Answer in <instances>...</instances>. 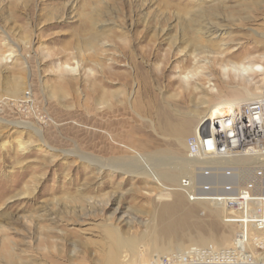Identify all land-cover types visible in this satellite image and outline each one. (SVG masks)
Segmentation results:
<instances>
[{"label": "rangeland", "instance_id": "obj_1", "mask_svg": "<svg viewBox=\"0 0 264 264\" xmlns=\"http://www.w3.org/2000/svg\"><path fill=\"white\" fill-rule=\"evenodd\" d=\"M243 58L264 64V0H0V264H105L116 236L135 247L114 264L232 246L216 206L159 200L180 179L154 169L191 161L183 122L186 143L234 86L264 89L221 69Z\"/></svg>", "mask_w": 264, "mask_h": 264}, {"label": "built area", "instance_id": "obj_2", "mask_svg": "<svg viewBox=\"0 0 264 264\" xmlns=\"http://www.w3.org/2000/svg\"><path fill=\"white\" fill-rule=\"evenodd\" d=\"M186 142L187 154L198 161L223 162L235 158L244 161V164L226 162L220 164L221 168L215 163L202 164L197 167L198 174L231 176L250 168V177L244 181L237 177L220 187L183 177L178 186H161L157 198L172 202L180 192L191 203H209L217 207L221 221L236 224L237 231L228 248L189 246L160 256L153 264H264V93L256 100L232 104L221 113L204 116ZM255 230L262 239L251 237ZM240 242L243 246H239ZM252 249L260 255L256 263L250 262V257L242 258V254H250Z\"/></svg>", "mask_w": 264, "mask_h": 264}, {"label": "bare ground", "instance_id": "obj_3", "mask_svg": "<svg viewBox=\"0 0 264 264\" xmlns=\"http://www.w3.org/2000/svg\"><path fill=\"white\" fill-rule=\"evenodd\" d=\"M87 20H88V23L91 25L90 27H92L93 26V16L88 15L87 16ZM85 34H86L85 35V39L81 38V41L79 40V42H82L83 41L84 44H86L88 46H91L93 43L95 44V42L97 40V37L93 33H91L90 31L87 32V33L85 32ZM220 66H221V69L224 72L225 71H229V72L231 71L233 73L234 77L236 79H238V80H246V76L247 75L250 76L251 74L259 73V74L262 75V78H263V82L262 83H263V87H264V64H262L261 61L260 62L259 61L257 62L253 58H249V59L243 58V59L239 60L238 62L235 61V62L222 63V65H220ZM232 93L234 95V98L233 99L222 100L219 105H217V106L214 107V109L212 110V112L210 114H218V113H221L222 109H224L225 107L230 106L232 104L256 100L257 98L260 97V94L264 93V89L261 90V91H258V92H253V91H251L246 86H238L237 85V86H234L232 88ZM235 95H237V96H235ZM191 123H192L191 119H188L187 121L183 122V124H181L180 127L177 130H175V132L178 133V135H181L183 137L184 145L187 144V142L185 143V136H186V133H188L190 131ZM169 127L172 128L171 125H169ZM165 154H167V153H165ZM165 154H164V152L163 153L161 152L160 154H157L156 153V155H154V158H162V159H165V160L168 158V159H171L172 160V156H170V158H169V155H170L169 153L167 155H165ZM187 157H188L187 159L190 158L189 160H191V161L182 162L181 165L174 166L172 168L169 167L167 169L162 170V172L161 171L160 172L159 171H156V169H154V172L158 176H161L164 179H166L168 181H171V182H175V181H177V179H180L181 180L183 177H181L180 175L181 174L183 175L186 171L188 173H190L191 172V169L189 168V166L191 164L195 163L196 161H198L197 159L191 158L189 155H187ZM88 159H90V158H88ZM174 159H173V163L175 162ZM165 160H163L165 162V163H163L164 165L168 164V162H167L168 160H166V161ZM232 160L223 161V162H219L217 160L215 162H213V161L210 160V161H199V163L200 164L201 163L202 164L215 163L218 168H221L220 164H223V163H226V162L233 163L234 161H232ZM114 162L116 163V161H114ZM136 164H137V161L136 160L131 161V165L133 167L136 166ZM237 164H239V163H237ZM129 165L130 164H128V169H129ZM126 168H127V166H126ZM162 168H165V167H162ZM188 168H189V170H187ZM125 170H127V169H125ZM136 170H138V169H136ZM192 170H193V166H192ZM198 170L199 169H196L195 175H191V173L189 175H187V173H186L187 176L185 175L184 177H193L194 180H195V182L198 183V184H203V183L211 182L215 186H219L220 187V186H222L226 182L235 181L237 179V177H239V179H240V177L243 174H245V169L244 170L243 169H240L239 171L234 172V174L231 175V176H225L223 174H218V173L212 174L210 176H203L201 174H198V172H197ZM262 184H263V187H264V179L262 181ZM251 229H253V227ZM255 231L259 233L258 230H255ZM246 233H248L247 230H246ZM114 235H117V234H114ZM121 239H122L121 237H119V238H118V236L115 237L114 240H116V242H117V245L115 243V245H116V248L114 249L115 251H116V249L119 251L121 248H125V247H128L130 249H132L133 247H135L134 246L135 241H132V242L130 241V242H128L129 244H124L125 242L123 243ZM256 239L257 240L262 239L260 237V233H259V236H257ZM239 244H240L239 246H243L242 242H240ZM110 248H111V246H110ZM115 251H113V252H109L108 251L109 254H108V252H106L108 257L106 256L107 259L105 261V264H114L115 263V258H116L115 256L117 254V253L114 254ZM255 257H256L257 260L260 259V255L257 254V253H256V256ZM9 262H10V260H9Z\"/></svg>", "mask_w": 264, "mask_h": 264}, {"label": "crops", "instance_id": "obj_4", "mask_svg": "<svg viewBox=\"0 0 264 264\" xmlns=\"http://www.w3.org/2000/svg\"><path fill=\"white\" fill-rule=\"evenodd\" d=\"M188 203H190V202H188ZM195 203H198V204H204L206 207H208V208H213L214 209V206L213 205H211V204H209V203H206V202H194V203H190V204H195ZM216 209V208H215Z\"/></svg>", "mask_w": 264, "mask_h": 264}]
</instances>
